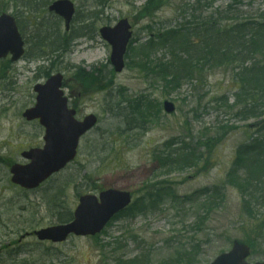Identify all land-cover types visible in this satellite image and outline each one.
<instances>
[{
    "label": "rangeland",
    "instance_id": "rangeland-1",
    "mask_svg": "<svg viewBox=\"0 0 264 264\" xmlns=\"http://www.w3.org/2000/svg\"><path fill=\"white\" fill-rule=\"evenodd\" d=\"M73 1L77 14L70 32L87 20L94 23L82 31L87 33L74 40L68 52L45 61H0V264H188L191 258V264H212L222 252H229L234 240L247 243L245 236L254 220L243 216L242 196L236 189L227 188L226 202L200 224V232L190 227L199 221L198 205L180 204L183 198L223 185L237 151L249 146V137L256 134L252 125L257 121L243 120L239 107H230L236 103L238 91V83H234L237 70H232L245 61L217 67L209 59H199L204 70L201 79L171 92L164 89L165 83L144 74L136 50L150 35L168 30L185 34L189 24L191 28L199 23L205 34L214 30L210 51H222L227 41L221 42L226 37L224 30L233 26L239 28L243 43L247 37L252 41V36L262 42L264 0H110V6L100 9L94 21L90 14L95 0ZM2 10L16 14L11 0H0V14ZM17 14L28 52L37 31H43L47 23L53 26L51 32L66 33L64 23L48 12L37 22L28 21L23 11ZM122 20L131 25L132 41L140 43L128 47L126 68L115 74L111 46L102 40L99 30L115 27ZM257 57L264 62V56ZM40 68L64 76L65 95L77 111L76 118L94 115L99 122L81 138L79 154L65 170L38 190L25 192L11 183L10 170L16 164L26 165L22 153L44 145L39 123L22 118L25 109L35 103L34 85L47 80L40 79ZM92 80V87L86 88ZM123 101H137L148 119L127 128L123 118L113 112L114 108L119 113L117 105ZM164 101L176 104L172 115L163 111ZM185 147L186 153L197 155L196 165L183 171L161 165L160 159ZM113 189L130 193L132 205H136L118 214L101 235H72L61 243L39 242L30 235L66 224L59 222L60 214L74 216L81 197ZM160 189H165V197H155ZM142 203L145 208L138 209ZM183 246L194 252L182 257ZM18 248H22L20 255L13 256L11 252ZM254 249L249 261L264 263V245L256 244Z\"/></svg>",
    "mask_w": 264,
    "mask_h": 264
},
{
    "label": "trees",
    "instance_id": "trees-1",
    "mask_svg": "<svg viewBox=\"0 0 264 264\" xmlns=\"http://www.w3.org/2000/svg\"><path fill=\"white\" fill-rule=\"evenodd\" d=\"M11 1L16 6L15 16L20 29H22L23 24L17 12L23 11L28 21L32 18L33 22H37L42 15H45L47 8L54 0ZM108 5L110 6V0H95V9L90 14V19L94 21L102 12L100 9L108 8ZM3 12L5 10L1 11V13ZM93 23L87 20V23H84L83 26L63 34L59 32V29L51 32L53 26L47 23V25L42 26L43 31L42 29L37 31L26 59L33 58L45 61V59L54 56V54L63 56L64 53L70 50L74 40L87 33H83L82 31L93 26ZM189 26L190 24L185 34L179 33L178 30H168L166 32L160 31L158 35H150L148 41L141 43L140 47L136 50V61H140L143 65L141 69L144 74L165 83L164 89H170L171 92L182 89L186 83H193V81L201 79L204 70L202 71L198 64L199 59H204L205 62L207 61L206 59H209L212 63L215 62L216 66L218 65L217 67L229 66L236 63L238 59L245 61L241 66L242 69L233 67L232 70L233 72L237 70L234 83H238L236 87L238 91L236 92V103L230 105V107H239L238 114L243 117V120L257 121L252 125V128H255L253 132H256V134L249 137V146H246L248 145L246 144L237 151L236 159L232 163L233 167L229 171L223 185L209 188V190H205L201 194L198 193L200 196L183 198L180 204L190 203L198 205V209H200L199 221L190 227L191 230L200 232V224H204L210 214L220 210V207L226 202L227 188L236 189L239 195L242 196L241 207L243 216H248L254 220L252 228L249 231L250 233L245 236L247 238L246 244H248L254 253L256 252V249H254L256 244L260 246L264 245V62L257 59V55L264 56V38L261 37L262 42H260L257 36H252V41L247 37L245 43H243V36L239 28L233 26L224 30L226 37L221 42L227 41L225 47L221 49L222 51L215 48L210 51V42L215 39L213 36L214 30H207L205 34L202 31L204 25L201 26L199 23L193 24L191 28ZM135 43L138 46L140 41H133L130 47L135 46ZM182 50L186 51L185 56H181ZM160 51L165 52V54L163 53L164 55L162 54L158 58L157 56L160 55ZM47 61L52 62V59ZM38 72L42 74L40 79L51 76V68H43V70L40 68ZM248 78L252 79L251 83L247 82ZM93 83L94 81L92 80L85 87H92ZM129 106L131 107L130 110ZM117 109L119 113L115 112L113 108L114 114L119 119L123 118V122L127 128L139 123L142 119H144V122L148 119L147 111L137 101L120 102L117 105ZM157 112L158 114L161 113L160 106H157ZM165 146L172 148V144H166ZM210 149H212V146H210ZM186 152V147L176 149L175 153H171L165 156V158L160 159L161 165L164 168L170 167L171 170L177 168L179 171H183L188 165H196L197 155L193 156L195 153L189 154ZM242 169L243 171H240ZM64 189L65 187L60 192ZM150 195H153V193L151 192ZM154 195L155 197H165L167 193H165V189H160ZM177 204L179 206V203ZM135 205L136 203L131 205L127 210L134 209ZM145 206L142 203L138 209H144ZM72 219V214L61 213L59 222L68 223ZM195 245L191 244V246ZM195 247L199 249V246ZM193 252L194 249H186L184 246L180 248L182 257L190 255ZM191 259L187 260L190 262L188 264L192 263Z\"/></svg>",
    "mask_w": 264,
    "mask_h": 264
},
{
    "label": "water",
    "instance_id": "water-1",
    "mask_svg": "<svg viewBox=\"0 0 264 264\" xmlns=\"http://www.w3.org/2000/svg\"><path fill=\"white\" fill-rule=\"evenodd\" d=\"M49 12H55L64 20L66 30H70L76 14L73 1H55ZM130 29L128 20H124L114 28L106 26L99 30L103 41L111 46L110 63L116 74L123 72L126 67L125 56L132 37ZM24 54V39L19 33L15 18L11 14H3L0 16V59H7L10 55L13 57L12 62H17ZM63 79L64 76L57 74L44 84L36 85L34 90L37 93V103L23 114V118L29 122L40 120V124L47 130L44 139L46 145L41 149H31L23 153L22 157L29 163L16 164L10 171L12 183L27 191L38 189L51 176L65 169L77 156L80 138L98 124V118L94 115H88L83 121L75 118L76 111L68 108V98L64 97ZM175 110L174 103L164 102V111L167 114L172 115ZM132 202L130 193L114 189L103 191L100 197H81L71 223L41 229L34 235L39 241L54 243L66 241L72 234L94 237ZM250 254L251 250L246 244L235 241L231 251L217 257L212 264H250L246 260Z\"/></svg>",
    "mask_w": 264,
    "mask_h": 264
},
{
    "label": "flooded vegetation",
    "instance_id": "flooded-vegetation-1",
    "mask_svg": "<svg viewBox=\"0 0 264 264\" xmlns=\"http://www.w3.org/2000/svg\"><path fill=\"white\" fill-rule=\"evenodd\" d=\"M68 97V96H67ZM70 98H69V107L71 108V106H70ZM74 109V108H73ZM75 110V109H74ZM76 111V110H75ZM76 116H77V111H76ZM41 130H42V132L44 131V136H43V140L45 139L44 137H45V135H46V129L43 127V128H41ZM44 145H45V143H44ZM43 145V146H44ZM31 234V233H30ZM32 235V234H31ZM21 238H22V236H21ZM22 239H24V238H22ZM21 239V240H22ZM20 241V240H19ZM21 251H22V248H18V249H15V250H13L12 252H11V254L13 255V256H17V255H20V253H21Z\"/></svg>",
    "mask_w": 264,
    "mask_h": 264
}]
</instances>
